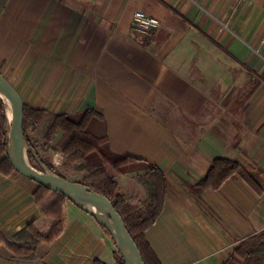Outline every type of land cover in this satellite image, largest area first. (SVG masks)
<instances>
[{"label": "crops", "instance_id": "1", "mask_svg": "<svg viewBox=\"0 0 264 264\" xmlns=\"http://www.w3.org/2000/svg\"><path fill=\"white\" fill-rule=\"evenodd\" d=\"M136 9L159 27L137 31ZM0 71L34 108L73 119L94 109L86 128L96 125L111 153L161 168L164 207L145 233L161 264H222L264 230V194L241 178L193 191L216 157L264 171V0H0ZM173 118H192L190 136ZM137 173L115 176L134 202L146 198ZM36 187L0 174L5 237L38 219ZM64 211L63 232L38 244L35 260H10L0 245V264H115L107 229L69 200Z\"/></svg>", "mask_w": 264, "mask_h": 264}, {"label": "trees", "instance_id": "2", "mask_svg": "<svg viewBox=\"0 0 264 264\" xmlns=\"http://www.w3.org/2000/svg\"><path fill=\"white\" fill-rule=\"evenodd\" d=\"M93 112L96 111L86 110L78 119H73L66 113H50L24 103L23 130L28 145L29 163L41 169L42 162L47 169L53 171L51 165L44 162L38 153V149L50 150L61 155L63 166L75 165L79 170H86L83 177L73 181L88 186L111 202L137 246L144 264H161L145 233L163 210L168 190L166 177L154 163L131 155L111 153L107 136L95 135L86 128ZM26 125L34 132L40 129L41 133L30 137ZM8 130L4 104L0 99V174L3 176L15 171L6 156ZM136 170L142 171L135 176L145 188L146 198L133 203L119 191L115 176ZM54 173L65 177L59 172ZM231 177L241 178L258 196L264 194L262 169L225 157H216L210 162L205 175L195 184L193 191L199 194L203 190H216ZM32 199L38 209L39 218L27 223L11 238L0 232V245L9 251L10 260H35L36 246L40 243H51L64 230V207L67 199L62 194L37 185ZM114 257L115 264H125L118 251L114 252ZM95 264L105 263L96 260ZM222 264H264V230L252 233L239 242Z\"/></svg>", "mask_w": 264, "mask_h": 264}, {"label": "water", "instance_id": "3", "mask_svg": "<svg viewBox=\"0 0 264 264\" xmlns=\"http://www.w3.org/2000/svg\"><path fill=\"white\" fill-rule=\"evenodd\" d=\"M0 93L10 102V117L7 115L9 130L6 156L15 172L34 181L37 185L59 192L74 205L92 215L110 233L125 264H144L122 218L105 196L91 190L84 184L50 171L42 163L41 169H37L29 163L28 145L23 130L24 102L17 89L1 71ZM0 99L3 101L1 97Z\"/></svg>", "mask_w": 264, "mask_h": 264}, {"label": "rangeland", "instance_id": "4", "mask_svg": "<svg viewBox=\"0 0 264 264\" xmlns=\"http://www.w3.org/2000/svg\"><path fill=\"white\" fill-rule=\"evenodd\" d=\"M3 104H4L5 116H6L7 120H8V117H7L8 114H7V110H6V104L4 102H3ZM188 121H191L193 123L192 118H190V119L189 118H185V119H182V118H173V122L178 125V127L175 126V130L176 131H178V130L179 131H182L183 134L185 132H187L188 135L190 136L189 133L191 131V128L188 125ZM8 124H9V122H8ZM94 128H97L96 125H95V127L93 125H91L90 127H87V130H89V131L93 130L94 131L95 130ZM30 129H31L30 126L29 125H26V131L29 133L30 137H32V133H30L31 132ZM58 155L59 156L57 158V162H54L53 163L52 162L53 160L51 159L52 157L49 156V154H42V156L44 157L46 163L49 164V165H51L52 170L54 172L60 171L59 173L63 174L67 179L72 180V181L73 180H76V179H80L81 177H83L86 174V170H84V171L83 170H79V169H77L75 167V165L68 166V167L62 166L61 163H62L63 159H62V157H61L60 154H58ZM130 200H131V198H130ZM131 202L136 203V202H134L132 200H131Z\"/></svg>", "mask_w": 264, "mask_h": 264}, {"label": "built area", "instance_id": "5", "mask_svg": "<svg viewBox=\"0 0 264 264\" xmlns=\"http://www.w3.org/2000/svg\"><path fill=\"white\" fill-rule=\"evenodd\" d=\"M236 1L238 3H241L247 0H236ZM131 19L134 28L140 32H146L157 29L160 24V21L157 17L150 15L140 9H136L132 12Z\"/></svg>", "mask_w": 264, "mask_h": 264}, {"label": "bare ground", "instance_id": "6", "mask_svg": "<svg viewBox=\"0 0 264 264\" xmlns=\"http://www.w3.org/2000/svg\"><path fill=\"white\" fill-rule=\"evenodd\" d=\"M0 97L3 99L4 103L6 104L7 106V112H8V116L10 117V102L9 100L0 93Z\"/></svg>", "mask_w": 264, "mask_h": 264}]
</instances>
